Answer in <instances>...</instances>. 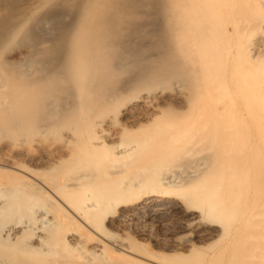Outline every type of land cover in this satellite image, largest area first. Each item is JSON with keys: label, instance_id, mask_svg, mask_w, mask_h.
<instances>
[{"label": "bare ground", "instance_id": "bare-ground-1", "mask_svg": "<svg viewBox=\"0 0 264 264\" xmlns=\"http://www.w3.org/2000/svg\"><path fill=\"white\" fill-rule=\"evenodd\" d=\"M0 264H264V0H0Z\"/></svg>", "mask_w": 264, "mask_h": 264}, {"label": "rangeland", "instance_id": "rangeland-1", "mask_svg": "<svg viewBox=\"0 0 264 264\" xmlns=\"http://www.w3.org/2000/svg\"><path fill=\"white\" fill-rule=\"evenodd\" d=\"M23 1L25 2V4H32V3L35 2V0H23ZM170 213H172V212L165 211L164 213H162L161 215H159L160 217L157 215L156 216L157 218L155 217V219L153 220V226H154V229H155V231L157 233L163 235V234H168L171 231H175L177 229H180L179 228L180 225L178 224V220H177L178 219V213L177 212L174 213V214H176L175 217H174V214L173 213L171 215H170ZM154 221H155V223H154ZM165 229H166V231H165ZM216 245H217V243H215V246ZM210 252L211 251H208L207 253H210Z\"/></svg>", "mask_w": 264, "mask_h": 264}]
</instances>
